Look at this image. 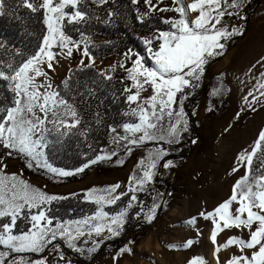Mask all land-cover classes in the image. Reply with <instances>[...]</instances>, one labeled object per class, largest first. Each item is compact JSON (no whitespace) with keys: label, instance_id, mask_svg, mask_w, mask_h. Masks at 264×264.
<instances>
[{"label":"snow or ice","instance_id":"1","mask_svg":"<svg viewBox=\"0 0 264 264\" xmlns=\"http://www.w3.org/2000/svg\"><path fill=\"white\" fill-rule=\"evenodd\" d=\"M84 2L39 0L37 3L35 0H23L22 7L32 13L43 11L46 34L37 51L31 55L17 50L7 61L0 60V150L3 151V158H0V221H4L0 224V264H72L60 241L78 255L90 256L98 251L104 239L112 240L123 234L133 207L138 209L135 219L139 220L143 215L148 224L152 223L162 207L158 198L163 197L164 193L152 195L149 186L154 185L159 175L158 168L175 167L172 160L165 158L171 155L169 149L181 145L182 137L189 132V114L185 111L184 101L200 87L206 65L224 55L229 40L244 34L241 27L229 25L225 18L246 20L242 12L250 0H192L191 3L171 0L169 7H160L165 0H156L155 3L153 0H143L145 11L137 9L141 23H144L145 17L150 18L157 11L173 12L176 16L160 21L167 26V30H158L152 38L142 41L147 56L128 49L124 59L131 61V67L123 62L119 65L131 82L124 89L126 100L130 106L136 105L125 115L137 117L139 122L123 123V135L117 132L116 127H111L110 131L114 134L110 142L111 152L97 155L75 171H66L53 167L43 149L48 147L50 136L60 140L78 129L81 119L75 107L53 87L49 73L55 72L60 57L71 58L74 51L81 52L82 57L90 61L85 65L84 59H81L80 70L91 68L95 63L88 40L82 38L84 47L81 49V42L73 40L64 30L66 22L76 24L89 19L88 13L80 7ZM108 2L91 0L97 7H103ZM131 3L139 5L141 0H131ZM5 8V0H0V16L6 14ZM114 15L109 11L108 21ZM5 47L0 43V48ZM15 57H20V61L17 62ZM149 60L151 66H148ZM257 66L262 69L259 77H251L252 70ZM115 70L112 69L113 72ZM99 75L112 79L104 72ZM246 75L255 79L256 83L243 97L240 111H256L257 104L264 108V57L257 60ZM41 77L43 80H40ZM70 79L69 76L63 81L65 89L69 88ZM149 89L151 94L141 99V94ZM220 92L221 89L216 88L211 95L216 96ZM208 111H213L211 106ZM195 114L193 112L191 115ZM96 115L99 117V113ZM236 119H239V113ZM148 143L158 146L148 150L147 155L138 161L129 177L126 191L117 194L121 185L113 184L102 190L93 188L87 192L88 200L96 204L99 210L94 216L83 220H54L47 214L51 211L50 206L67 197L49 195L24 180L22 173L9 175L6 172L8 164L5 160L16 157L23 159L28 169H44L53 177H72L99 162L112 160L113 156L120 157L121 149L131 155L133 147ZM191 143L195 144L196 141L192 140ZM161 161L164 162L161 164ZM117 162L122 165L124 160L120 158ZM241 169H244L243 175L234 183L230 197L213 211L200 214L213 224L210 239L214 245L216 264H220L221 251L232 246L236 247L238 254H232L226 264H264V129L259 131L253 144L238 153L232 172ZM138 192L151 196L152 204L147 210L138 200ZM129 193L131 196L127 205L116 215L110 216L103 210L105 204L116 205ZM33 209L37 210L36 214H33ZM21 220L28 226L17 231L18 221ZM187 223L189 226L195 225L196 219ZM225 229L239 230L241 235H233L225 243L217 244V236ZM245 232L247 238L243 236ZM81 239L83 245L91 242V246L80 245ZM195 243L197 241L188 240L184 247H191ZM134 244L135 241L130 240L113 259L119 260L125 254L132 255ZM189 264L208 262L197 256Z\"/></svg>","mask_w":264,"mask_h":264},{"label":"rangeland","instance_id":"2","mask_svg":"<svg viewBox=\"0 0 264 264\" xmlns=\"http://www.w3.org/2000/svg\"><path fill=\"white\" fill-rule=\"evenodd\" d=\"M153 2L155 3L156 0ZM186 3L188 2L186 1ZM141 4H143V0H141ZM169 6H171V0H165L160 5V7ZM156 13L163 19L176 16L173 12L161 13L157 11ZM242 15L247 19L239 21L234 18H225L229 25L241 27L244 34L229 40L224 55L211 60L206 65L201 85L197 88L202 90V98L194 110L196 114L193 116L199 130L193 138L196 143L190 144V158L172 160L175 167L170 169L158 168L159 175L155 178L154 185L149 186L152 195L157 192L164 193L163 197L158 198L162 207L157 211L156 218L151 224H148L146 218L141 215L139 220L135 219L140 223L135 232L127 231L124 228L123 234L115 238L122 240L120 247L105 250L101 248L100 244L98 251L90 256H80L67 249L64 242L60 241L61 248L72 264H189V261L197 256L203 257L208 264H216V259L213 256L214 245L210 239L213 224L211 221L204 220L200 214L213 211L230 197L234 183L244 172V169L236 173L232 172L236 157L240 151L254 143L259 131L264 127V108L257 104L256 111L241 112L238 93V83H242L252 65L264 57V0H250L244 7ZM83 47L84 45L81 44V49ZM81 59H84L85 65L90 62L87 58L82 57L79 51H74L71 58H59L55 72L49 73L55 89L60 82L69 77L72 70L81 68ZM120 63L117 58H113L95 61L92 66L103 70L119 67ZM148 63L151 61L149 60ZM261 70L257 66L252 70L251 75L259 77ZM40 80L43 78L41 77ZM216 88H220L221 92L212 96L211 92ZM150 94L151 89L143 92L141 99ZM188 102L187 99L184 104L186 105ZM133 106L136 107L135 104ZM209 106L213 111H208ZM237 113H239V119H236ZM133 118L136 119V123L139 122L137 117ZM50 143L49 137V145ZM156 146L158 145L148 143L142 147H134L131 155H128L122 165L117 163V169L112 174L93 173L81 182L69 185H53L41 177L25 175L17 160H5L8 164L6 172L9 175L22 173L24 180L34 187L41 188L49 195L70 198L93 188L102 190L113 184H120L121 188L117 190L118 194L126 191L129 177L138 161L147 155L148 150ZM48 147L43 149L46 157ZM164 147L167 148V145ZM177 148L175 146L169 149L171 155L165 159L179 154L185 149V146L181 147L179 151ZM0 158L3 157L0 155ZM163 162L161 161V164ZM148 198V201L142 202L145 210L152 204L151 196L148 195ZM106 206L113 205L105 204L104 207ZM32 211L33 214H36L37 210L33 209ZM193 218L196 219V223L189 226L187 222ZM233 235H241V233L236 229H225L217 236V244L225 243ZM243 236L247 238V233L245 232ZM137 239L140 240L139 243H136ZM130 240L135 241L133 254H125L119 260H114L113 257L116 256L118 250L127 245ZM188 240H195L197 243L191 247H184ZM105 241L108 240L104 239L102 243ZM79 244L85 247L91 246V242L89 245H83V239L79 241ZM170 245L175 247H170ZM0 250H2V246H0ZM234 253L238 254L235 246L221 251L219 254L220 264H226V261ZM32 255L33 258H36L34 254ZM49 259L51 260L52 257L49 256Z\"/></svg>","mask_w":264,"mask_h":264},{"label":"trees","instance_id":"3","mask_svg":"<svg viewBox=\"0 0 264 264\" xmlns=\"http://www.w3.org/2000/svg\"><path fill=\"white\" fill-rule=\"evenodd\" d=\"M35 2L39 3V0ZM5 3L6 14L0 16V43L6 47L0 48V60L7 61L17 50L25 55H31L37 51L42 37L46 34L43 11L32 13L29 9L22 7L23 0H5ZM80 7L88 13L89 19L76 24L66 22L64 30L77 42L86 38L91 56L95 61L117 58L131 67V61H125L124 53L132 49L146 56L142 41L145 38H152L158 30H167V26L160 22L163 18L157 13L150 18L145 17L144 23H141L137 16V9L144 12V4L133 5L131 0H109L103 7H97L91 3V0H85ZM109 11L115 13L110 21H108ZM97 16L99 19H96ZM153 47L155 48V44ZM20 59V57H15L17 62ZM148 65L151 66V63ZM113 68L116 69L114 72ZM80 69L76 68L71 71L68 89L64 88L62 81L56 90L60 91L61 95L75 107L81 124L78 129H74L71 134L60 140L50 136L51 143L47 149L48 162L53 167L66 171H75L97 155H102L105 151L111 152L110 142L114 135L110 131L111 127H116L117 132L123 135L121 125L125 122H136L133 116L125 115L134 106H130L126 100L127 94L124 89L130 86L131 82L126 79L127 73L123 68L112 67L99 70L92 66ZM101 72L111 75L112 79L108 80L100 76ZM201 93L202 90L196 89L194 94L188 98L189 102L185 105V111L189 114V132L184 134L182 144L177 146L179 149L185 146V149L171 156V160L188 159L191 156L190 144L199 130L197 121L191 114L201 101ZM98 120L99 123H97ZM0 155L3 157L2 150H0ZM127 157L128 154L121 149L120 157L113 156L112 160L99 162L85 169L83 173L67 178L53 177L44 169H28L21 158L7 159L19 161L25 175L41 177L53 185L63 186L81 182L93 173L110 175L117 169L118 159L126 160ZM87 192L58 203L53 202L50 206L51 211L47 214L61 222L83 220L94 216L99 208L87 199ZM130 196L131 193L125 195L116 205L103 207V210L110 216L116 215L121 208L127 205ZM137 196L140 202L149 199L148 195L143 192H138ZM137 211V207L131 209L128 223L125 226L127 231L135 232L138 228L140 223L134 218ZM3 222L0 221V224ZM27 226L25 221H18L16 230L19 231ZM139 239L136 243H139ZM121 243L122 240L112 239L101 243V248L105 250L118 248Z\"/></svg>","mask_w":264,"mask_h":264},{"label":"bare ground","instance_id":"4","mask_svg":"<svg viewBox=\"0 0 264 264\" xmlns=\"http://www.w3.org/2000/svg\"><path fill=\"white\" fill-rule=\"evenodd\" d=\"M188 3L191 2V0H186ZM253 75H255L253 73ZM257 76V74L255 75ZM251 77H254L251 75ZM249 75H247L243 82H239L238 83V93H239V96H240V105H239V110H241V107L243 106L242 105V102H243V97L245 95H247L248 91L253 87V85L256 83V80L255 79H252ZM251 99V97H250ZM235 166V165H234ZM233 167V166H232ZM215 263V262H214Z\"/></svg>","mask_w":264,"mask_h":264}]
</instances>
